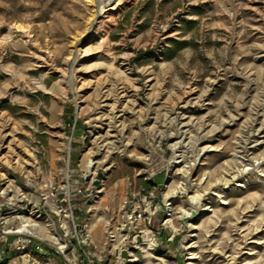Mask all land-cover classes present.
<instances>
[{
	"label": "rangeland",
	"instance_id": "1",
	"mask_svg": "<svg viewBox=\"0 0 264 264\" xmlns=\"http://www.w3.org/2000/svg\"><path fill=\"white\" fill-rule=\"evenodd\" d=\"M36 203L55 264H264V0H0V204Z\"/></svg>",
	"mask_w": 264,
	"mask_h": 264
},
{
	"label": "crops",
	"instance_id": "2",
	"mask_svg": "<svg viewBox=\"0 0 264 264\" xmlns=\"http://www.w3.org/2000/svg\"><path fill=\"white\" fill-rule=\"evenodd\" d=\"M33 205L34 207L32 211L35 217L30 221L29 219H26L22 213L16 215V219H13L15 213L9 214L6 208H4L5 206L0 204V264H33L34 262L47 264L48 260L49 264H55V260L53 259L54 251L51 246L48 243L43 242V239L25 233L27 227L33 228L34 230L42 228L40 219L44 215V204L36 203ZM58 207L57 203L52 205L54 211L57 210ZM78 220L79 225L74 228L75 236H72L68 242H65V244L69 248L71 256L78 255V257H82L83 253H85L84 246L87 241L83 235L84 230L80 224L82 220L81 216H78ZM158 234L162 235V232L159 231ZM18 236H22V238H31L34 240V243L29 245L25 250L19 249L16 245V239ZM37 244L42 245L43 250L37 251L35 249Z\"/></svg>",
	"mask_w": 264,
	"mask_h": 264
},
{
	"label": "built area",
	"instance_id": "3",
	"mask_svg": "<svg viewBox=\"0 0 264 264\" xmlns=\"http://www.w3.org/2000/svg\"><path fill=\"white\" fill-rule=\"evenodd\" d=\"M34 243V240L31 238H22V236H18L16 239V245L19 249L25 250L28 248L29 245H32ZM37 251L43 250L42 245L37 244L36 248ZM33 264H41L39 262H34Z\"/></svg>",
	"mask_w": 264,
	"mask_h": 264
},
{
	"label": "water",
	"instance_id": "4",
	"mask_svg": "<svg viewBox=\"0 0 264 264\" xmlns=\"http://www.w3.org/2000/svg\"><path fill=\"white\" fill-rule=\"evenodd\" d=\"M70 157H71V156H69V165H70Z\"/></svg>",
	"mask_w": 264,
	"mask_h": 264
},
{
	"label": "bare ground",
	"instance_id": "5",
	"mask_svg": "<svg viewBox=\"0 0 264 264\" xmlns=\"http://www.w3.org/2000/svg\"><path fill=\"white\" fill-rule=\"evenodd\" d=\"M53 184V183H52Z\"/></svg>",
	"mask_w": 264,
	"mask_h": 264
}]
</instances>
